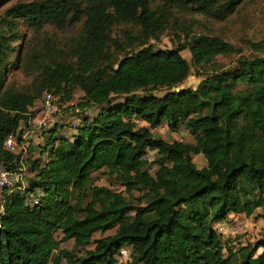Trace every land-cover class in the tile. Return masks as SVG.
I'll use <instances>...</instances> for the list:
<instances>
[{
	"label": "trees",
	"instance_id": "1",
	"mask_svg": "<svg viewBox=\"0 0 264 264\" xmlns=\"http://www.w3.org/2000/svg\"><path fill=\"white\" fill-rule=\"evenodd\" d=\"M241 1L30 0L7 8L8 28L0 32V167L22 170L21 154L4 140L34 116L31 108L45 92L65 101L79 88L85 99L77 104L99 108L69 137L48 130L40 157L25 159L34 175L4 192L0 264H264V231L234 247L215 228L230 213L259 209L264 218V57L240 56L237 67L175 89L192 66L238 49L216 35H194L190 62L183 44L147 43L158 40L174 9L223 19ZM21 20L35 36L46 24L83 23L65 46L45 39L36 55L32 38L20 49L12 43L21 38ZM123 23L137 31L114 37V26ZM11 53H19L16 61ZM22 63L34 71L28 88L8 79ZM161 87L162 94L153 92ZM114 95L123 100L113 102ZM163 121L171 129L184 125L194 141L156 136ZM199 153L206 160L200 167L192 158ZM102 169L128 197L93 182L92 173ZM133 190L140 192L137 202L129 198ZM70 238L74 249L62 247ZM122 246L129 257L120 261Z\"/></svg>",
	"mask_w": 264,
	"mask_h": 264
},
{
	"label": "rangeland",
	"instance_id": "2",
	"mask_svg": "<svg viewBox=\"0 0 264 264\" xmlns=\"http://www.w3.org/2000/svg\"><path fill=\"white\" fill-rule=\"evenodd\" d=\"M18 1L25 2L30 0H0V32L1 30L3 31L5 28H8L5 26V20L9 19L6 15L7 8ZM174 12L175 18L170 20L169 26L160 34L158 40L149 38L147 41L148 44H152L155 48H168L183 44L180 52L190 62L191 54L187 43L191 36L194 35H216L224 41L233 44L238 49L237 51H232L230 53L219 54L203 65L192 66L190 74L182 83L175 86V89L186 86L197 87L206 73L217 68L227 69L237 67L238 57L240 56H245L246 58L264 57V0H242L237 8L233 12L228 13L223 19H216L211 16L202 15L188 9L179 11L174 9ZM16 22L17 30L19 35H21V38L12 41V43L20 49L22 43L27 39L32 38L31 43L36 47L35 52L33 51L32 54L36 55H38V50L42 48L45 39H49L52 43L57 44L59 49L61 46H65L71 37L76 36L79 33L83 23L82 21L75 22L62 28L46 24L37 32L39 35L35 36L36 33L26 22H23L22 20ZM124 31L136 32L137 28L132 24H117L114 26L112 35L116 38L122 39ZM6 34L9 35V31H7ZM126 41L129 42V40ZM18 54L19 53H17V55L11 53V59L16 61ZM33 74L34 71L26 68L25 64L22 63L18 68L14 69L13 67L10 69L8 79L18 87L28 88L33 79ZM243 86H245L244 82H238L235 87ZM165 91L166 89L164 87L153 90L156 94H162ZM44 95L45 94L35 100V103L31 108L34 112V116L30 118L29 121H37L40 118L43 110ZM54 95L60 107V111L55 118V123L59 127L56 134L69 137L75 131L73 125L82 121L85 116L91 118L99 108L98 105L95 104L80 107L77 102L79 100H84L85 98L82 90L79 88H75L70 100H60V102L58 101V95ZM123 97L124 96L122 95H114L112 101H121L123 100ZM206 111L207 110L205 109L204 112ZM134 119H137V117ZM139 123L144 124L145 122L140 120ZM24 124L25 123L22 122V128L24 127ZM30 126H32L34 131L32 136L22 138L15 147V151L20 153L22 158V170L20 171L22 174V184L26 183L28 177L34 175L29 168L30 163L25 159L27 157H31V159L40 157V148H42L47 142L46 138L48 137V130L51 131L50 129H52L54 123L49 127H46V135L40 138L37 136L39 131L34 129L35 127L32 124H30ZM154 134L169 141L173 139H181L189 142L194 141L188 129L182 124L176 129L169 128L165 132H160L155 128ZM149 153L151 157H153L154 151L150 150ZM46 157V154H43L40 159L41 162H44ZM192 158L198 167L205 164L206 160L200 153L193 155ZM92 175L94 183L98 185H106L114 190H120L128 197L124 185L121 184L120 180L114 175L107 174L104 169L96 170ZM139 195V191L133 190L132 196H129V198L133 202H137V197ZM258 212L259 209H256L251 215H245L243 213L228 214L223 221L215 224V228L220 233V239L222 241H228L234 247H237L239 244L254 242L264 231V218L261 217ZM111 232H113V230H108L105 234ZM60 235V230H57L56 237L59 238ZM99 235V232H95L93 236L97 237ZM61 246L67 247L68 249H74L73 239L70 238L62 241ZM224 251L226 252V249Z\"/></svg>",
	"mask_w": 264,
	"mask_h": 264
},
{
	"label": "built area",
	"instance_id": "3",
	"mask_svg": "<svg viewBox=\"0 0 264 264\" xmlns=\"http://www.w3.org/2000/svg\"><path fill=\"white\" fill-rule=\"evenodd\" d=\"M44 99H43V110L40 118L35 121V125L38 128L50 126L55 122V118L57 113L60 111L59 104L57 103V99L55 95L52 92H45L44 93ZM135 121H138V119H135ZM76 125H73L75 127ZM156 129H158L160 132H165L169 129V124L166 121H163L159 123L156 126ZM18 133H20V138H18ZM26 134L25 132H12L9 133L4 140V144L9 149H15V147L18 145V143L22 140V138H25ZM146 157L151 159V155L149 152H146ZM22 180V174L20 171H9L8 169L0 167V205L3 202L4 199V192L7 189L14 188L18 185H16L17 181ZM39 194H43V190H40ZM38 201V198L33 199L31 204H35ZM129 257L128 254V248L125 246H122L119 251L118 259L125 260Z\"/></svg>",
	"mask_w": 264,
	"mask_h": 264
},
{
	"label": "crops",
	"instance_id": "4",
	"mask_svg": "<svg viewBox=\"0 0 264 264\" xmlns=\"http://www.w3.org/2000/svg\"><path fill=\"white\" fill-rule=\"evenodd\" d=\"M41 113V112H40ZM35 121H28V122H26L25 124H24V127L22 128V124H21V127L20 128H22V131L23 132H25V134H26V136L27 137H31L32 136V134H33V128H32V126H30V124H32L35 128L34 129H36V130H38L39 131V134L37 135V136H39V138L40 137H43V136H45L46 135V132H45V129H46V127H42V128H38L36 125H35V123H34ZM49 127V126H48ZM52 128H59L58 126H57V124L54 122V126L52 127ZM58 130V129H57ZM19 131H21L20 129H19ZM21 131V132H22ZM48 134V133H47ZM25 136V137H26Z\"/></svg>",
	"mask_w": 264,
	"mask_h": 264
}]
</instances>
